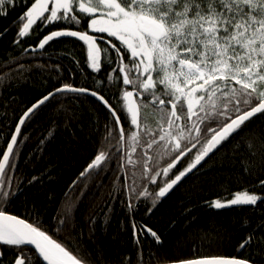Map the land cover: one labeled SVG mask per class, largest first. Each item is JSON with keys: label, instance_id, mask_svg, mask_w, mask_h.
<instances>
[{"label": "snow or ice", "instance_id": "snow-or-ice-1", "mask_svg": "<svg viewBox=\"0 0 264 264\" xmlns=\"http://www.w3.org/2000/svg\"><path fill=\"white\" fill-rule=\"evenodd\" d=\"M7 6L27 8L15 25L17 47L50 26L64 25L43 35L37 45L21 47L22 53L46 51L60 38H76L86 46V66L93 74L105 65L110 71L106 80L94 76L92 87L67 82L53 86L18 117L0 149V264L4 250L16 253L9 264H93L79 242L70 246L56 238L69 226L70 210L56 218L54 230L38 213L21 217L8 211L23 192L16 172L20 145L28 139L22 128L67 93L92 97L106 110L101 146L80 178L115 174L111 198L124 194L120 203L131 219L140 264L142 239L164 245L160 232L136 222L132 214L140 205L152 216L173 190L232 141L246 174L264 172V127H255L264 120V0H0V15H7ZM24 71L16 58L0 61V88L11 87ZM109 85L118 89L110 98L104 94ZM80 178L73 188L82 183ZM257 187L264 189V179ZM259 203H264V192L248 188L232 198L205 201L216 210L255 209ZM107 209L105 216L111 205ZM94 225L91 219L93 230ZM254 237L257 245H264V235L254 231L240 241L237 255L165 256L163 264H256V251L248 252ZM126 264H131L130 258Z\"/></svg>", "mask_w": 264, "mask_h": 264}, {"label": "trees", "instance_id": "trees-1", "mask_svg": "<svg viewBox=\"0 0 264 264\" xmlns=\"http://www.w3.org/2000/svg\"><path fill=\"white\" fill-rule=\"evenodd\" d=\"M26 10L25 6H7V15H0V61L11 63L16 58L26 68L11 87L0 88V103L5 105L0 108V149L14 132L18 117L53 86L67 82L92 87L96 76L86 66L82 44L74 40H57L51 47L46 46V51L22 53L21 47L35 46L43 35L64 27L62 24L50 26L39 36L25 38L17 47L13 44L18 32L15 25ZM74 61H79L80 67ZM106 122V111L86 96L75 98L74 94L67 93L58 97V102L43 107L22 128L23 136L28 139L20 145L16 172L23 180V192L11 201L8 211L21 217H27L29 212L38 213L45 226L54 230L56 218L70 210L72 220L65 230L56 234L59 241L70 246L79 242L80 248L91 254L93 264H126V258H130L131 264H140L131 219L120 203L124 194L118 193L116 200L111 198L115 174L109 171L107 178L104 174L95 179L80 178L101 146L102 126ZM255 127H264V120ZM234 145L235 141L227 143L211 155L203 168L173 190L152 216L145 214L143 204L132 214L137 223L146 222L164 239L162 247L151 238L141 240L143 264H163L165 256L169 259L234 256L246 235L254 231L257 236L264 235V228L260 227L264 224V203L255 209L205 207V201L232 198L245 188L264 192L257 187L259 180L264 179V172L246 174L241 159L233 151ZM33 177L38 179L29 184ZM78 178L82 183L73 188ZM108 205L112 210L105 216ZM91 219H95L94 230L90 227ZM253 240L248 252L256 251V264H264L261 256L264 245H257L256 237ZM248 252L239 255L245 256ZM149 253L154 255L149 258ZM15 255L14 251L4 250L3 264H9Z\"/></svg>", "mask_w": 264, "mask_h": 264}, {"label": "flooded vegetation", "instance_id": "flooded-vegetation-1", "mask_svg": "<svg viewBox=\"0 0 264 264\" xmlns=\"http://www.w3.org/2000/svg\"><path fill=\"white\" fill-rule=\"evenodd\" d=\"M19 20V19H18ZM85 27H86V25H85ZM83 30V29H82ZM59 40H72V39H59ZM75 41V40H74ZM76 42H78V41H76ZM78 43H80V44H82L81 42H78ZM82 46H83V50L85 51V49H86V46H84L83 44H82ZM85 54H86V52H85ZM110 71V68L107 66V65H105V66H103V69H102V72L101 73H99V74H96V76L98 77V78H100L101 80H106V75H107V73ZM109 87V91L108 92H106V93H104L105 95H106V97H108V98H110V97H112L114 94H118V89L117 88H113L111 85H109L108 86ZM99 105V104H98ZM100 106V105H99ZM100 107H102V106H100ZM103 108V107H102ZM104 109V108H103ZM105 110V109H104ZM106 111V110H105ZM145 112H150V109H148V110H142V115L143 114H145ZM150 118V120H153L154 121V119H155V117H152V116H150L149 117ZM212 200H214V198L212 199ZM211 200V201H212ZM205 207H206V209H213V208H209L206 204H205Z\"/></svg>", "mask_w": 264, "mask_h": 264}, {"label": "water", "instance_id": "water-1", "mask_svg": "<svg viewBox=\"0 0 264 264\" xmlns=\"http://www.w3.org/2000/svg\"><path fill=\"white\" fill-rule=\"evenodd\" d=\"M60 39H72V40H75V41H78L76 38H60ZM78 42H80V41H78ZM82 43V42H81ZM41 50H39V49H37V51L36 52H28V53H38V52H40ZM69 94H71V93H69ZM86 97H88V98H90V99H93L95 102H97L94 98H92V97H89V96H86ZM97 104H99L98 102H97ZM100 105V104H99ZM101 106V105H100Z\"/></svg>", "mask_w": 264, "mask_h": 264}]
</instances>
